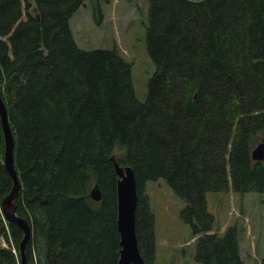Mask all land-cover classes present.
<instances>
[{"label": "trees", "instance_id": "trees-1", "mask_svg": "<svg viewBox=\"0 0 264 264\" xmlns=\"http://www.w3.org/2000/svg\"><path fill=\"white\" fill-rule=\"evenodd\" d=\"M83 3L0 0V97L21 183L16 214L32 229L26 264H118L112 155L135 176L146 264L156 250L145 188L159 178L185 200L180 215L196 236L195 260L245 264L238 228L213 230L205 194L264 192V159L251 154L264 138V0H148L155 70L144 101L116 48L75 41L70 18ZM4 147L0 118V201L12 187ZM0 215L9 244L0 245V264H21L23 231L1 205Z\"/></svg>", "mask_w": 264, "mask_h": 264}, {"label": "rangeland", "instance_id": "rangeland-1", "mask_svg": "<svg viewBox=\"0 0 264 264\" xmlns=\"http://www.w3.org/2000/svg\"><path fill=\"white\" fill-rule=\"evenodd\" d=\"M99 8L101 19L96 16ZM147 25L148 0H84L70 18L74 39L81 48H116L130 63L134 92L140 101L146 99L148 81L155 70L146 47ZM145 190L155 219L153 264H201L195 260L196 236L180 215L185 200L165 178L149 180ZM205 197L207 209L214 215L213 230L222 234L235 225L244 263L259 264L264 256V192L229 189L207 191ZM0 245L9 246L2 237ZM11 247L14 249L12 243Z\"/></svg>", "mask_w": 264, "mask_h": 264}, {"label": "water", "instance_id": "water-1", "mask_svg": "<svg viewBox=\"0 0 264 264\" xmlns=\"http://www.w3.org/2000/svg\"><path fill=\"white\" fill-rule=\"evenodd\" d=\"M0 118L4 134V165L12 179L10 191L2 196L0 205L6 219L16 222L23 231V237L19 243L21 264H26L25 247L30 239L32 229L28 221L16 214L15 198L17 197L21 183L14 166V138L8 122L7 110L0 97ZM253 159H264V139L252 149ZM117 180V228L120 234V255L118 264H146L138 247L135 231V210L137 205L136 183L133 170L130 165H120L112 155ZM92 198L100 200L101 195L97 185L91 190Z\"/></svg>", "mask_w": 264, "mask_h": 264}, {"label": "bare ground", "instance_id": "bare-ground-1", "mask_svg": "<svg viewBox=\"0 0 264 264\" xmlns=\"http://www.w3.org/2000/svg\"><path fill=\"white\" fill-rule=\"evenodd\" d=\"M1 216V215H0ZM25 216V215H24ZM20 256V255H19Z\"/></svg>", "mask_w": 264, "mask_h": 264}]
</instances>
